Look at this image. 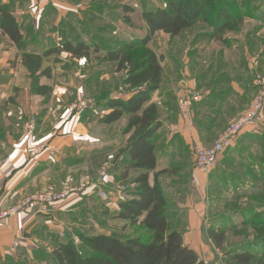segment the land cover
I'll return each instance as SVG.
<instances>
[{
	"label": "crops",
	"instance_id": "0c3cea01",
	"mask_svg": "<svg viewBox=\"0 0 264 264\" xmlns=\"http://www.w3.org/2000/svg\"><path fill=\"white\" fill-rule=\"evenodd\" d=\"M105 2L107 0H0V5L8 7L21 24L28 46L33 44L48 48L52 43L60 44L64 38L90 43L91 36L94 35L92 31H105L107 25H97L99 21L110 22L102 14L105 9L102 3ZM121 24L128 26L123 29L126 30L125 41L132 40L133 27L122 20L115 31L122 29ZM212 32L196 33L189 42H183L178 50L173 49L174 43L162 47V80L159 89L151 94L152 101L159 108L162 125L155 135L157 165L150 173L149 180L153 184L155 173L160 172L158 182L166 190L170 202L172 201L171 205L174 202L175 209L179 211L170 220L183 232L185 243L203 259L211 257L214 251L209 244H203V240L206 241L203 233L204 205L198 196L201 193L198 188L203 186L205 178L212 173L202 174L195 170L192 147L196 144L212 145L228 123L249 107L256 91L253 73L251 74L254 69L249 48L243 49L239 42L234 44L237 47L223 43ZM236 48L240 49L238 53L233 52ZM18 51L20 50L16 44L0 28V104L5 106L4 121L0 123V207L15 203L20 197L50 185L66 187L68 184L65 174L82 172L81 176H85L84 172H87L90 176L93 170L91 164L100 163L107 155L106 147L111 143L107 131L119 124L107 125L99 120L102 125H97V130L92 127V119L95 115L99 119L105 112L99 111V108L80 113L72 111L70 104L77 96L69 104V93L65 86L56 87V83L53 86V82L59 80L55 70L50 72L51 76L42 78L44 84L51 85V94L32 93L31 74L22 57L17 55ZM64 53V57H71ZM261 55L258 68L264 71V54ZM47 59H44L43 66H52V61ZM65 62L71 63V60L67 59ZM4 65L8 66L7 70L2 69ZM117 72L112 65L101 68L99 73L91 74L88 70L83 75L86 77L83 88L91 82L106 85L114 73H119ZM76 74L79 76V73ZM49 77H52V82ZM189 88H196L204 93V99L192 107V123L181 116L177 103L178 97ZM17 90L30 92V109L38 115L37 130L41 139L38 140L37 136V140L50 142L57 151L54 157L45 153L39 157L29 156L31 143L16 121L23 113L10 104L11 100H15ZM122 90L121 93L114 90L113 93L105 92L102 95L127 99L133 91L130 88ZM99 97L95 99H104ZM95 104L94 101L93 106ZM120 123H126V119ZM127 140L128 136L118 135L114 142L116 147L123 150L128 144ZM129 161L128 154L119 151L114 168L105 178L106 184L98 183L97 189H112L124 180L134 183L132 181L138 176V170L132 169L130 176L123 179ZM224 161L223 154L219 162ZM168 180L175 186L172 197L167 192L169 186L164 183ZM83 195L82 198L78 195L63 204L55 205L47 212L31 207L0 222V264H47L55 242L70 235L66 228L71 230L77 224L71 212L88 211L90 203L97 198L92 191L86 190ZM106 205L119 209L116 201ZM63 231L66 233L65 237H62ZM193 241L198 243H192ZM16 242L19 245L14 248Z\"/></svg>",
	"mask_w": 264,
	"mask_h": 264
},
{
	"label": "trees",
	"instance_id": "16d2710c",
	"mask_svg": "<svg viewBox=\"0 0 264 264\" xmlns=\"http://www.w3.org/2000/svg\"><path fill=\"white\" fill-rule=\"evenodd\" d=\"M163 1L164 8H147L143 12L147 28L144 37L133 35L131 41L116 43L117 47L110 45L107 37L102 45L96 34L92 35L90 43L66 38L63 43H52L43 53L27 51L28 41L22 33L21 24L8 7L0 5V28L22 51V61L32 78V93L48 95L51 92L50 85L42 83L43 76H48L51 72L50 66H43L45 58L57 56L61 52H66L75 59L88 58L92 51H98L101 46L108 50V61L116 62L119 69L127 71L123 81L133 90L127 99H96L95 106L84 110L99 108V111L105 112L100 122L107 125L126 119L124 135L131 134V138L129 137L127 146L121 152L127 153L130 161L123 179L130 176L132 169L138 170L139 174L132 181L137 184V189L128 192L132 198L119 203V216L126 221V227L133 228V231L122 236L80 235L78 243L70 234L55 242L47 264H205L198 253L185 243L183 232L169 218L171 202L166 190L158 182L160 172L155 173L153 184L149 180L150 173L157 165L155 135L162 125L159 108L152 101L151 94L159 89L163 74L161 58L149 47V43L158 31L171 36L178 35L194 26L201 18H215L213 27L217 33L223 34L225 30L235 29L233 22L237 20L236 12L228 1ZM220 1L228 5V8L218 6ZM214 14L216 17H213ZM137 48H142L143 51L135 54ZM124 182L126 183L125 180ZM262 214L264 213H252L250 222L264 225ZM209 233L216 246L221 247L223 233L216 236L212 229ZM255 256L264 257V239L225 261L227 264H250Z\"/></svg>",
	"mask_w": 264,
	"mask_h": 264
},
{
	"label": "rangeland",
	"instance_id": "374dc122",
	"mask_svg": "<svg viewBox=\"0 0 264 264\" xmlns=\"http://www.w3.org/2000/svg\"><path fill=\"white\" fill-rule=\"evenodd\" d=\"M54 1L62 2V0ZM221 1H228V3L235 8V17L237 19L233 22L235 29L225 30L223 34L217 33L213 27V20L215 18H211L212 20L201 18L197 23H195L194 26H192L190 29H187V32L185 30V32L183 31L178 36L174 35L171 37V35L167 36V33L165 34L162 31L156 32L151 40V43H149V47L154 49L158 53V56L162 58V47H165L166 45L171 46L170 44L174 43L175 48L173 47V49L178 50L183 42H189L193 36L196 35V33L200 34L203 33V31H213L212 34L214 32L216 33V35L214 34L213 36L218 37V39H220L223 43H228V45L233 44V47H237V45L235 46L234 44L239 42L243 49L246 50L249 48L251 53V64L254 69L251 71V74L253 73L255 85V77L257 75L264 77V71H261L258 68L260 56H262L261 54H264V0ZM221 1L218 3V6L225 9L228 8V5L222 3ZM103 5L105 6V9H103L104 12H102V14L104 15L105 19H110V22L107 23L106 21H99L97 25L103 26L105 24L108 28L106 27V30L102 32H92L94 35L96 34V37L102 41V45L105 43L104 40L108 38L110 45L115 47L118 46H116V43L125 41L127 39V36L125 35L126 30L123 29L128 26L125 27V25L121 24L120 27L122 28V33L121 30L118 32L115 31L118 29L120 20H122L124 23H127L128 25H131V27H133L132 34L134 33L133 35L141 38L146 35L147 30L146 23L142 17L143 12L146 11L147 8L165 7L163 0H107V2L104 4L102 3V6ZM213 17H216V14H214ZM65 40L66 38H64L63 41ZM63 41L60 43H63ZM27 49V51L43 53L46 48H43V45L36 47L31 44L27 47ZM141 51H143L142 48H137L135 50V54L141 53ZM239 51L240 49L238 48L233 50L234 53H238ZM107 53V48L105 46H101L98 51H92L90 56L85 58L86 60L81 59L82 61L74 60V58H71L68 55L64 57V52H61L57 56H51L47 59L52 61V66H50L51 71L55 70L56 76L59 75V80L57 79L56 82L54 81L53 86L55 83L56 87H58V85L65 86V89L69 93L67 94L69 97L67 99L69 104L74 96L78 97L81 93H84L86 96L92 99L94 98L93 101L97 102L99 99L96 100L95 97L100 98L99 96H101L104 98V95L102 94L105 92L113 93L115 90L121 93L123 91L122 89H129V87H127L123 81L125 80L127 71L125 69H119L120 67H118L116 62L108 61ZM21 54L22 51H18L17 55L22 56ZM67 59L71 60V63L66 64L65 61ZM49 61H47V63ZM62 63H65V65H61ZM99 64H101L100 67ZM111 65L112 68L119 73L117 72V75L114 73V75H112L113 78H111L109 83L101 86L91 82L89 83V86L85 87V89L83 88V81L86 78L83 75H85L86 72L88 73V70L91 72V74L99 73L101 68L106 66L110 67ZM2 67V69H8L7 65ZM44 67L46 66L44 65ZM76 73H79V76ZM48 76L51 75L49 74ZM49 78L51 79L52 77ZM59 89L62 88L60 87ZM255 89L256 91L249 107L240 113L239 116L245 113L252 106L255 96L257 95L256 86ZM197 90L202 92L199 89ZM16 95L17 96L14 97L15 100H11L10 104L12 105V108L16 106L18 107V110H21V113H23L17 117L16 121L17 124H19V127H22L25 133V122L31 116L35 117L36 127H38V115L37 113L31 111L32 109H30L31 103L29 101L32 98L30 96V92L27 93L26 90L19 92L17 90ZM77 97H75V99L71 102L70 107L76 101ZM38 100L41 101L39 98ZM48 100L49 99L47 98L46 101ZM2 105L4 104H0V108ZM5 105L7 106L8 103ZM3 108H5V106L0 109V123H3L4 121L3 117L5 116V109ZM98 117V115H95L92 119L91 124L95 129H97V125L100 124L99 120L103 116H101L99 119ZM231 122H229L228 125ZM116 125L113 126L111 130L109 129L107 131L111 137V143H109V146L106 147L107 155L105 159L100 163L95 162L91 164L93 175L90 174V176H88L87 172H84L86 174L85 176H81L82 172H78L77 174L70 173V175L65 174L68 184L66 187L60 188V186L58 187L50 185L38 191H43L49 187H53L55 189L66 190L73 193L72 189H75L78 186H83L85 188L84 192H86V190L92 191L97 196V198H99L97 195L98 192L96 190L98 183H102L100 181L101 179L99 178V171L101 170L103 163L109 155L113 154L115 157H117L119 151L122 150L119 149V147H116L114 140L118 135H122V133L124 135L126 123H119ZM35 134L38 136V140H40L41 137L39 136V131L37 129ZM129 135H126L128 136L127 142L130 140L129 137L131 138V134ZM223 154L225 156V161L223 163L219 162L218 165L209 173L212 174L207 177L208 179L205 178L203 186H200L199 188L197 187L199 191H201V193L198 195L201 199V204L204 205L202 212L203 233L206 237V241L203 240V244L205 246L209 244L212 251H214V254L212 253L213 255L211 257H207V259L200 257L205 264H227L225 261L226 259L231 258L237 253L245 252L250 246L257 243L260 239H264V225H254L250 222L252 219V213H264V112L260 115L257 125L247 127L242 132H240L234 139L232 145L228 147ZM70 178H73L74 181L69 182ZM164 183L169 186L168 188L166 187L167 192L172 197L175 188L174 184L171 180H168L167 182L164 181ZM195 183L197 184V182ZM90 184H92L93 187L87 188ZM121 184L125 185L128 191H133L138 187L137 184L131 182H123ZM83 193L80 194V198L84 197ZM198 196L197 201L199 199ZM97 198H94L95 201L90 203L92 206L90 205L91 208L88 211L85 210L82 212H71L74 214L73 217L76 218L75 222H77V224L76 226L71 227V230L66 228V232L68 234H72L80 240V235L117 234L122 236L133 231V228L126 227V221L120 218L119 209L110 207L106 205L107 203H102L103 201L101 200L100 202ZM130 198L132 197L126 195L127 200ZM171 206L172 208L169 214L170 219L174 216H177L179 213V211L175 209L176 204L174 202ZM262 215L264 216V214ZM123 228L126 230H123ZM210 229L213 230V233L216 236H219L220 233H223L224 238L222 240L221 247L216 246L215 241L212 239L209 233ZM194 242L196 241H193L192 243ZM14 248H16L15 245ZM209 252H211V250ZM250 264H264V257L260 258L255 256Z\"/></svg>",
	"mask_w": 264,
	"mask_h": 264
},
{
	"label": "built area",
	"instance_id": "2783aa9c",
	"mask_svg": "<svg viewBox=\"0 0 264 264\" xmlns=\"http://www.w3.org/2000/svg\"><path fill=\"white\" fill-rule=\"evenodd\" d=\"M1 68V67H0ZM255 86L257 88V95L252 103V106L236 120L231 122L218 136L212 145L204 146L196 144L192 147V156L194 160L195 170L202 174H209L219 163L221 155L230 147L236 138V136L247 127L257 125L260 115L264 112V77L257 75L255 77ZM204 99L202 92L196 88H189L183 94L178 97V108L183 118L191 120V110L195 103ZM94 105L92 98L81 93L76 101L71 105V109L76 112H82ZM36 120L34 116L29 117L25 122V135L28 141L31 143L29 149V156L39 157L42 154H48V156L54 157L57 153L50 143L46 141H38L36 133ZM116 157L111 154L107 157L103 163L101 170L99 171V178L105 183V178L108 177L114 168ZM197 179L195 178V181ZM74 179L70 178L69 182H73ZM99 181V182H100ZM93 187L92 184L87 188ZM96 187V186H94ZM85 188L78 186L72 189V192L55 189L49 187L43 191H36L31 194L20 197L15 203L0 207V222H4L11 217H14L31 207H36L41 212L49 211L53 206L60 205L71 198L78 197L83 193ZM98 197L105 203L116 201L118 203L125 202L126 195H128V189L121 183L117 184L112 189H97ZM96 192V193H97ZM66 233L62 232V237H65ZM76 243L79 242V238L73 236ZM19 243H15L18 247Z\"/></svg>",
	"mask_w": 264,
	"mask_h": 264
}]
</instances>
